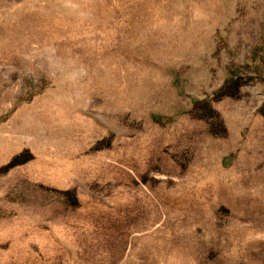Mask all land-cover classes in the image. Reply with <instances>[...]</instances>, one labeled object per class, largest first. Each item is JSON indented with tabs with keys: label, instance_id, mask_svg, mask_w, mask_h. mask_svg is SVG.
Here are the masks:
<instances>
[{
	"label": "rangeland",
	"instance_id": "rangeland-1",
	"mask_svg": "<svg viewBox=\"0 0 264 264\" xmlns=\"http://www.w3.org/2000/svg\"><path fill=\"white\" fill-rule=\"evenodd\" d=\"M0 264H264V0H0Z\"/></svg>",
	"mask_w": 264,
	"mask_h": 264
}]
</instances>
